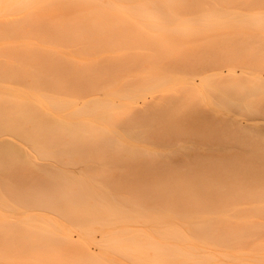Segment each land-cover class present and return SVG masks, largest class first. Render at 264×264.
Masks as SVG:
<instances>
[{"label":"bare ground","instance_id":"6f19581e","mask_svg":"<svg viewBox=\"0 0 264 264\" xmlns=\"http://www.w3.org/2000/svg\"><path fill=\"white\" fill-rule=\"evenodd\" d=\"M258 1L259 0H256L257 3H258ZM28 2H31V0H0V44H1L0 45V55H1V57L8 56L7 58H9V59L5 58L6 60H3V61L1 60L2 62H0V93L2 95V96L0 95V136L8 134V135H11L13 137L11 139L0 138V170L2 172H4L3 173L4 175L6 173V175L9 176V179H13L15 181V183H19V184H17V186H19L21 184L23 185V183H25V182H26L25 184H27V182H28V184H30V185L27 184V189H25L26 185L21 186V188L23 190L25 189L24 192L26 190H27V192H29L28 191L29 187L34 188V194H35L34 198H36L38 201L48 200V202L47 201H45V202H47L49 205L50 204L49 200L50 201L51 200L52 201L57 200L56 202L58 203V199H62V198L80 199V198L85 197V198L91 199L90 197L92 195H90L89 193L83 194V192L75 189V185H76L75 183L76 182L83 184L87 188H89L90 185L96 186V184H98V185H106V186L111 187V188H112V186H113V188L118 187L119 188L118 191H120V192H123L124 190L128 191L127 187L130 184L133 185V183L130 182V181L134 182L133 177L136 179V177H135V176H137L136 174H139L138 175L139 178L141 177L142 173H138V170H139V172H143V173L146 172V174L143 175V176H146V177L142 178L143 180H144V178L149 177V180L151 182H153V181L156 182V183H154V184H156V186L153 183H151L152 185H150V186L152 187L154 185V187H152V188L157 187L159 190L158 191L156 189L157 193H156V191L154 192L155 189H153V191H152V189L149 188L150 186L148 184H150V182H147L148 179L145 180V182H147V184L144 181H142L144 183L143 185H145V187L149 186L148 187L149 189L147 188V191L149 192L151 190L149 193L152 195V199L154 198V200H155V202H157V204L158 203L162 204V206H161V208H163L162 212L165 215H168V217L162 215L165 218L167 217L166 224L170 225V223H172V221L173 222L176 221V219L174 220L173 219L174 217H172V216H171L172 217V220H171V217H169V215H175V217L177 216V217H183V218L186 216V220H184V221H187V219H190V216H192V215L197 217L198 214L200 215L199 218H201V215H205V216H208L207 218H211L212 221H214L216 219L215 223L214 222L212 223V222L206 220L210 223L205 224L204 227H202L200 225V229H198L197 226H196L197 229H193L194 226L196 225L193 223H192V225H194V226L191 228H190V225L187 226V224H185V223H184L185 224L184 227L181 226L183 228H185V226L187 228L189 227L190 231L195 230V232L197 234H194L195 233L194 231H193L194 232L193 233V232H190L189 229L185 228L191 234L193 233L194 235H196L195 238L196 237H198L200 239L206 238V239H209L212 243H215L216 245L218 242L222 241L221 238H222V235L224 236V234H226V236L228 235L227 238H229V235H233V236L238 237L241 235H247V234L250 235V233H258V232L264 231V208H262L261 200H260V189H261V184H262V179H263V174H264V173H262L264 170L261 169V168H264L263 167L264 166V151H262V150H264V148L262 149V147H264V146L261 145L262 143L260 141L258 142L257 140L255 141V139H254L255 136L253 137V135H251V134H250V136L247 134L246 135L243 134V131L242 130H241L242 132L240 131L241 125L239 126L240 128H237L238 124L236 125V128L239 130H236V131H239V133L237 132L236 134H234L233 131H230L233 133V135L231 137H230V134L228 136V134H227L228 132H226V134L224 135L225 131H221V130L222 129L225 130L228 125L226 127L224 125L221 126L220 127L221 130H220L219 126H218L220 122L218 123V125L214 124V126L216 128L218 126V129L223 133L222 134L223 136L220 134V137H218L215 134L217 137L216 136L208 137L209 135H212L214 133L216 128L213 126L212 123H210L211 120H210V122H206V118L208 117V114L206 113L207 114V115L205 114L207 116L206 118L204 116L201 117V118H205V122H206V124H205V122L204 123L202 122L203 123L202 124V127H203L202 132L197 131L198 129H196L197 128L196 126H198V123L196 125L193 121V123L196 125L194 128V129H196V131L193 130L192 131L193 133L192 132L191 133L195 134V135L197 133H198V135L199 134L202 135V137H199L196 135L197 138L194 136L195 139L197 140V142L200 138H202V139H200V141L203 140L204 142H206L205 140L212 138V139L216 140L213 143H212L213 140L210 141L212 144H214V143L215 144H217V143L221 144L222 143L221 145H223V147H225L226 146V145H224L225 142H229V141H232L233 139L235 140L237 138L236 141L233 140L231 143H228V144L229 145L231 144V146L235 145L236 147H239L241 149H244V148L250 149L251 148L252 152L249 153V155L251 154V157H249V155H248V157H245V154H243V151L240 152V150L238 151L237 149H235V152H232V154L229 153L228 157H226L225 155L217 156L219 154V152H217L218 153L217 155L215 153V156H213V155L209 156L208 154H207L208 156H206L205 154H204V156H201L200 152L196 153L197 150L194 152H191V150H190L189 153L186 151L187 154L186 153H185L186 155L183 154L184 155V156L182 155L183 157L179 156L180 153L179 154L176 153L178 155L173 153V155H176L175 158H177V156H179L181 158L180 159L178 158V161H177V159L174 161V162L177 161V164H172L173 160L175 158H173V155L171 156V153L174 151L171 150L172 152L168 153V155H170V158H168V159L166 158L167 156L165 155V153H163L165 156L163 154L159 153L160 155H163L161 158V157L157 156L158 155L157 153L154 154V151L149 146L150 145L151 146H157V145L159 146L160 145V147H161L163 145H166L167 149L169 150V147L172 146V143L174 145V143L176 142V140L174 139V136L177 139V134L179 133V132L177 133L176 130H180V128H177L179 126H177V124H176V122H177L176 120L179 119V118H177L176 111L177 110L179 111L180 108H186V107H184L185 104L182 105L183 107H180L179 109H178L177 105L179 103H183V102L185 103L186 102L183 100H182L183 102L180 101V99L182 97H183L182 99L187 98V101H191L190 99L188 100V97L189 98L192 97V96H189L190 92L187 91L189 93H186V95H188V96L185 97L182 94L184 91L182 92L180 90V92H179V93H181L180 99L177 96V94L175 95L173 92V93H170L169 95H164V96H167L165 98L162 95V97L164 99L161 97V95L160 96L154 95L150 99V101L148 99V101H145L143 103H140V104L136 103V99L139 97L141 98V96L145 93L146 90L155 91V90H159V89H168L169 88L168 86L164 85L165 81L162 82V81H160V79L156 80V79L150 78L151 75L148 76L149 77L148 78L147 72L149 70H155L158 68L160 69L164 65H167L168 67L170 65L174 70H177L175 68H178L177 67L178 64H179V67L181 69H183L185 65L188 67V64H189L188 62H186L184 60H187V61L189 59L195 60L194 59L195 54L193 55V53H196V55L200 54L201 56L204 54L205 55L208 54V55H206V57H204L205 58L204 60H206L205 62H202V61L200 62L201 63L200 64L201 65L200 70H199V68H200L199 64L196 63L197 60L191 61V63L195 62L196 65L194 63L193 64L190 63L191 65L189 64L190 67H188V70H190L192 65H194L192 67V71H193V68L195 69V66H197L196 67L197 70L195 71V73L197 72V74L199 76H202L201 75V74H203L202 72H206L207 69L209 72H211V70L212 71L214 70L215 72H213V74H211V76L219 75L218 78L215 80L212 78V80H214V82H213L214 84H216V83L219 84L218 81H220V83H221L223 80L227 79L226 77L229 78L232 76V79H234L235 78L234 76L236 75L234 67H236L238 62H240L239 60H242V59H240V58H242L240 56L242 54L237 55L238 57L239 56L240 57H239V59L237 58L238 62H235L237 59H236V56H235L236 54L234 51H233L234 53L232 54L231 53L232 51L230 52V50H229V54L231 53L230 57L227 58L228 54H226V58L224 55L223 56L224 59L222 60L221 59L222 55L220 56V54L221 53L223 54L222 49L224 47L221 49V51L218 50V49H220L219 47H218V49L213 50L215 48V46L217 48L218 43H219V45L224 44V43L226 44V42L229 43L230 40L233 38H230V37H229V39L217 38L216 39L217 41H215L216 43H214V41L212 42V43L216 44L214 46V48H211V46H213V44H211V45L208 44L210 46H207L206 42H205L206 46L203 48H202V46L199 47V46L195 45L194 44L195 38H194V40L192 39V36L194 37V35H196L194 33L195 32L194 29H192L193 27L191 25L189 26L187 24L181 25L182 23L179 24V23H177L178 21H176V19H178V18L179 19L184 18V15L186 13L184 15L182 13H180V12L184 11V8H185V11L188 10L187 11L188 13H190L189 9L191 8V7L185 6L184 4L182 5L180 3V0H83V2H90V3H94V4L123 3V4H133V5H157V6L156 7H136V8H131V9H127V10L119 9V8H109V7H93V8H79V9L51 7V8H48V9H46L40 13H35V14L32 13L31 10H29V9H21V8L14 6L17 4L28 3ZM48 2L53 4V5H59V4L72 2V0H48ZM243 4H245V3H243ZM186 7H187V9H186ZM162 8H164V9L166 8L168 11L170 10V12H171L170 13L171 14V16H170L171 17V23H169L168 20L166 22V17L169 19V15L166 16L164 19H162L163 16H162V18L159 19L160 16L158 17V16H156V14L152 13V10L154 11L155 9L158 10V9H162ZM220 8L223 9L224 6H223V8L222 7H220ZM228 8L233 9L234 7H228ZM164 9H162V10H164ZM181 9H183V10H181ZM192 9H193V11H199V10H197V8L196 9L192 8ZM217 9L218 8H214L215 11ZM221 9H219V10H221ZM234 9H237V7ZM238 9L240 10V7ZM77 10H80L81 15L78 13L79 11H77ZM156 10H155V12H156ZM177 10H180V11L178 12ZM200 10L202 12V9H200ZM209 10L211 11V9H209ZM241 10H244V9L242 8ZM75 11L77 12V14L74 13ZM203 11H205V9ZM224 11H225V8H224ZM84 12H86V14H84ZM136 12L141 13V14L138 15ZM188 13H187V15H188ZM212 13H213V10H212ZM181 15L183 17H181ZM144 18H149V20H152V22L146 23L144 21L148 20V19L144 20ZM239 21L242 22L241 20H239ZM172 22H174V23H172ZM254 24L256 25V23H254ZM254 24H251V25H254ZM209 25H210V23H209ZM212 25H210V26H212ZM225 25H227V24H225ZM228 25H230V24L228 23ZM260 25H262V24H260ZM263 25H264V23H263ZM214 26H217V25L215 24ZM220 26H219V28H220ZM243 26L246 27V25H243ZM249 27H251V26H249ZM183 28L191 29L192 31H187V34H186V31ZM228 29H230V28L227 26V30ZM180 30H184L185 32L180 31ZM202 30L203 29H200L201 33L203 32L202 34H204V31H202ZM215 30H217V29H215ZM261 31H263V30H261ZM197 32L199 33V31H197ZM224 33H225V30H224ZM234 34H235V32H234ZM180 35L182 37H183V35H186L188 37L190 36V40L192 41L191 44H188L189 47L185 46L186 47L185 49L187 51L189 50L187 53H186L185 49H183L184 47L179 46L180 48L182 47L181 49H178L179 47L173 48V46H176V44L174 45L175 42L166 41V40H168V38H170L169 40H172L171 38H173V37H177L176 39H178L179 37H181ZM205 35H206V33H205ZM207 35H206V37H207ZM212 35H214V33ZM235 35H234V37H235ZM214 37H216V36H214ZM260 37H261V35H260ZM173 39H175V38H173ZM196 39H198V38H196ZM211 39H213V38H211ZM167 42L169 43V46H168ZM196 42L197 41H195V43ZM207 42H208V40H207ZM15 43H16V45H15ZM170 43H172V44L170 45ZM184 45H185V43H184ZM203 46H204V44H203ZM226 46H230V45L227 44ZM210 48H211V51L209 50ZM227 48L229 49V47H227ZM139 49H141V50H139ZM236 49H238V48H236ZM179 51L181 52V54L183 51V54L181 55V57H180V55L178 56V54H180ZM189 52H192V54L190 53V56L193 55L192 56L193 58L192 57L188 58L189 56H186V54L188 55ZM160 56L163 58V60ZM207 56L210 60L207 58ZM233 56H235V57L233 58ZM176 57H180L182 60L180 58H177V60H176ZM196 58H198V57H196ZM251 58H252V56H251ZM18 59H19V61H18ZM227 59H229V60H227ZM230 59H231V61H230ZM232 59H234V60H232ZM159 60H162V61H159ZM260 60H262L261 62L264 61L263 59H260ZM164 61H166V62L164 63ZM181 61H182V64H181ZM207 61H211V64H214V65H211L210 62H207ZM213 61H215V62H213ZM224 61H226V66L228 65L227 63H229L228 66L230 67V68H228L227 74H225V75H223L222 71H220V69L225 66ZM227 61H229V62H227ZM176 62L178 63L177 66H176ZM217 62H219V63H217ZM161 63L163 64V66L161 65ZM186 63H188V64H186ZM203 63H205L206 66ZM232 63L235 66H233ZM242 63H245V62H242ZM240 64L241 63H239L238 65H240ZM247 64H249V63H247ZM263 65H261V66H263ZM167 66H164V67H167ZM257 66H259V65H257ZM180 68H178V69H180ZM203 68L206 71L203 70ZM209 68H210V70H209ZM252 68H254V67H252ZM168 69H170V67ZM263 69H264V67H263ZM184 70L188 71L185 68H184ZM184 70H183V72H185ZM201 70H202V72H201ZM192 71L190 70V72L189 71L188 72L193 75L194 71L193 72ZM188 72H185V74H187ZM237 74H240V73H237ZM132 76L140 77L141 79L144 78L143 81L144 80L145 81L144 82L140 81V82H142L140 85L139 84L135 85L134 82L131 81ZM208 76H210V73ZM208 76H205V77H208ZM242 76H244V75H242ZM152 77H155V76H153V74H152ZM236 78H237V76H236ZM261 78L262 77L260 75L257 76L258 80H260ZM218 79H220V80H218ZM261 80H263V78ZM215 81H217V82H215ZM213 83H211V84H213ZM239 83H236V84H239ZM244 84H246V83H244ZM219 86L222 87V85H219ZM226 86H224V87L226 88ZM231 86H233V85H231ZM190 87H188V89ZM240 87H239V89H240ZM243 87H245V86H243ZM253 87L251 86V88H250V86H249L250 89H252ZM258 87H261V86L259 85ZM179 88L185 89L182 86ZM227 88H231V87L227 86ZM235 88L239 91V89L237 87H234V89ZM246 88L248 89L247 86L245 87V89ZM255 88H257V87H255ZM261 88H263V87H261ZM193 89H195V88H193ZM219 89H220V87H219ZM222 89H223V87H222ZM231 90L233 91L232 88L230 89V91ZM255 90L257 91V89H255ZM261 90H263V89H261ZM171 91H173V90H171ZM240 91L244 92V95L242 93L238 92L239 94L243 95L242 96L243 99L248 98L251 95V94L249 95L247 93L248 97H246L245 91L243 89H240ZM192 92L193 91H191V93ZM197 92H199V91H197ZM259 92H261V91H259ZM234 93H235V91H234ZM194 94H195V92H194ZM232 94H233V92H232ZM214 95L216 96V94H214ZM256 95H258V94H256ZM193 97H194V95H193ZM193 97L191 98L192 101H196V100H194L196 96L194 97V99H193ZM196 99H197V97H196ZM227 99L228 98H226V99L224 98V100H227ZM235 99H236V97H235ZM224 100L222 99L221 101H224ZM192 101H191L190 105L192 104ZM199 102L201 104L200 100H199ZM226 103H228V102H226ZM228 104H230V103H228ZM186 105H187V103H186ZM197 105H199V104L197 103ZM217 106H218V104H217ZM262 106L264 107V105H262ZM190 109L193 110V107L190 106ZM186 110L189 111V109H186ZM180 111L182 112L181 109H180ZM207 111H208V109H207ZM193 112H195V111H193ZM196 112H197V110H196ZM188 113H187V115L185 114V117L188 116ZM180 114L184 115V113H179V115ZM189 114H192V113H189ZM181 117H183V116H181ZM196 117H198V116H196ZM209 117H210V115H209ZM211 118H213V116H211L210 119ZM207 119H209V118H207ZM178 121H181V120H178ZM188 121H189V119H188ZM234 124H236V123H234ZM199 126H200V124H199ZM202 127H201V129H202ZM175 128H177V129L175 130ZM254 130H256V129H254ZM180 131H183L182 128ZM260 131H262V130L260 129ZM218 132H216V133L218 134ZM240 134L243 135L244 137L241 136ZM226 135H227V137H226ZM234 135L236 138L234 137ZM167 137H169V138H167ZM188 137H187V139H188ZM206 137H208V138H206ZM238 137L241 139H239ZM250 137H253L251 139H254V140H250ZM228 138H229V141L226 140ZM230 138H231V140H230ZM170 139H174L175 142L172 141V143L170 144V142H171ZM184 139H185V137H184ZM184 139H182V140L184 141ZM187 139H185V140H187ZM177 140H179V139H177ZM245 140H249V141L245 142ZM243 141L245 142V144ZM251 141L254 142V144ZM184 142H186V141H184ZM190 142H191V140H190ZM204 142H201V143L199 142V143L203 144ZM208 142H209V140H208ZM208 142H206L204 144V146L208 145L207 144ZM210 142H209V144H210ZM233 142H235V144H232ZM246 143L247 144L250 143L252 146L250 144L247 145ZM259 143H261V144H259ZM214 145H213V147H214ZM244 145H247V146L245 147ZM253 145H255L256 147H260L262 149L261 150L262 152L260 151V149L257 150L258 148H256V150L252 149L253 147H255ZM209 146L212 147L211 145H209ZM243 146H244V148H243ZM249 146H251V147H249ZM216 147H218V146H216ZM226 147H228V146H226ZM155 149L157 150V148H155ZM233 150L234 149H231L228 151V149H227L228 152L233 151ZM176 151L180 152L179 150H176ZM192 151H193V149H192ZM227 153H226V155H228ZM22 154H25L26 156H28L32 161H34V159L37 158V159H40L41 162H35L34 163L31 160L23 157ZM209 154H211V153H209ZM154 155H156L157 157ZM171 158H173L172 161H170ZM258 164H263L262 167L260 168L261 171H259V173L262 174V177H260V175L259 176L257 175L261 179L254 175L255 174L254 172L259 170L258 168L260 165L258 166ZM37 166H42L44 168L46 167L47 170L51 169V171L49 170V173L46 172V174L44 171L43 174H45V175H40L41 170L38 171L40 173L39 174L38 172H36L37 170L35 171L36 168L34 169V167H37ZM111 168L115 169V174H113L114 171ZM53 169L57 170V172H55ZM58 169H60L62 171L64 170L63 172L67 171V174L63 173V172L60 173L61 171H59ZM67 169H69L70 171L72 170V173L70 172V174H69ZM110 169L112 170V172L110 171ZM34 171H35V173H34ZM42 171H43V169H42ZM116 171H118V172H116ZM135 171H136V174L134 175L133 172H135ZM248 172H250L252 174H250ZM130 173H132V174H130ZM242 173H243V178L248 177L247 178L248 181H247V179L243 180ZM245 173H246V176H245ZM249 176L253 177V178H250ZM139 178H137V180H135V182H139ZM230 178H232V179H230ZM249 178H250V180H249ZM256 178H258V179H256ZM127 180L129 181V183H127ZM169 181H171V183ZM263 181H264V179H263ZM142 182H139L140 184H138V183L135 184V185H137V184L140 185V186L137 185L139 187V189L135 185L134 186L131 185V187H134L133 190L137 189L138 191L139 190L141 191L142 189H144ZM162 182H164V183L167 182V184L166 183L164 184ZM1 183H3V182L0 180V184ZM6 183L10 187L13 185H16V184L12 185L11 183L9 184L8 181L5 182L4 184L6 185ZM78 183H77L78 186L76 185L77 187L80 186ZM124 183H126V185ZM169 183L171 184V186H169L167 188L166 186H168ZM173 183L175 184V186H174L175 188L172 185ZM194 183H195V186L193 185ZM119 184L123 185L124 188H125V186H127V187L123 191H121L120 187L118 186ZM162 184H163V186H162ZM191 184L195 188H192ZM45 185H46V187H45ZM141 185L143 187L142 189H140ZM180 185H182L181 189H180ZM189 185H190V188H188ZM202 185H203V187H202ZM17 186H13L14 190H15V187H17ZM177 186H178V188H177ZM198 186H199V188H198ZM13 187H11V189H13ZM100 187L101 186H99V188ZM164 187L166 188V190H168V192L170 191V193H173L172 197L175 198L174 200L169 193L167 196L166 191H164L165 189L163 190ZM200 187H202L204 189L202 190V188H200ZM113 188L111 190L117 191V189H113ZM128 188H130V186ZM160 188L163 192L160 190ZM176 188H177V190H175ZM18 189L20 190V193H21L22 189H20V186L18 187ZM103 189H105V188H103ZM122 189H123V187H122ZM171 189H172V192H171ZM173 189L175 192L173 191ZM183 189H184V192H183ZM199 189H200V191H202V192H200L201 194L198 193ZM3 190H5V187H3ZM7 190H9V188ZM19 190H17V188H16V190L14 192L16 194H18L17 192H19ZM133 190L131 188V190H130V193L132 192L131 195L133 194ZM145 190H146V188H145ZM180 190H182V192ZM205 190L207 191V193ZM30 191H33V189H31ZM97 191H99V190H97ZM147 191H145V193L140 192V194H141V195L139 194L140 196H135V195H138V192H137V194L134 195L135 197H138L137 198L138 202H136V203H134L135 201L133 200V199H135L134 196H133L134 198L133 199L131 198V201H130V199L128 200L127 197H124L121 194V196H123L122 197L123 199L120 198L123 201L122 204L124 205V201H126V200H128L129 203L132 202L134 204H138L140 201L141 203H144L143 205L140 203L141 207L144 205H147V203H149L150 200H151V204H152V202H154V200L152 201V199L150 197L151 195L149 193L146 194ZM160 191L162 193H164V192L165 193L162 195ZM5 192H7V191L5 190ZM125 192L126 191H124V193ZM134 192H136V190ZM153 192L156 194H153ZM176 192L178 195L176 194ZM7 193H9V192H7ZM11 193H13L12 190L10 191L9 194L11 195ZM101 193H100V198L102 197ZM158 193H159V195H157ZM174 193L177 197L174 195ZM194 193H196V198L201 195L200 198L198 197L196 199L195 195H193ZM106 194H107V192H106ZM127 194H129V193H127ZM179 194H183L185 196H186V194H188V195L185 197L182 195L180 196ZM190 194H192V195H190ZM197 194H199V195L197 196ZM6 195L9 197L8 194H6ZM26 195H27V193H26ZM29 195L30 194L28 193V196ZM145 195L146 196L148 195V196L146 197ZM153 195L158 197L157 199L162 200V203L159 200L156 201V198ZM20 196H21V194H20ZM32 196H33V194H32ZM98 196L99 195H97L95 197H98ZM105 196L106 195H103V197H105ZM117 196H119V195H117ZM142 196L143 197L145 196V198L147 200L142 198L141 199L142 201H141L139 198ZM160 196L161 197L164 196V198L166 197L164 199V201H167L166 199H168V201L165 203L163 201V199H161ZM169 196H170L171 200L169 199ZM189 196H190V198H187ZM191 196L192 197L194 196L193 197L194 199ZM204 196H206L207 199L202 200L203 198H206ZM23 197L27 198L25 195H23ZM183 197L187 198V199L181 201L183 199ZM180 198H182V199H180ZM13 199H15V198H13ZM13 199H11V200L15 201ZM16 199H17V197H16ZM116 199H117V197H116ZM176 199H178V200H176ZM52 201H51V203H53ZM118 201H119V199H118ZM145 201H146V203H145ZM169 201L170 202L175 201V203L172 202L170 204ZM17 202L18 201H16V204H17ZM20 202H21V199H20ZM60 203H62V202H60ZM167 203H169L168 205L171 208L168 209L169 206H166ZM20 204H22V202ZM86 204H89V203H86ZM119 204H120V202H119ZM26 205L27 204H25L23 206H26ZM128 205L126 204V206H128ZM163 205L167 208H164ZM171 205L175 209H172L173 207ZM149 206L150 205H148V207ZM152 206L154 207V205H151V207ZM32 207L36 208L35 205ZM32 207L30 206L28 208H32ZM148 207H144V208H148ZM38 208H40V207L38 206ZM97 208H98V206H97ZM127 208H129V207H127ZM156 208H153V209H156ZM159 211H161V210H159ZM36 212H38V211H36ZM228 213L233 214L232 218L228 217V216H231V215H228ZM95 214H96V212H95ZM131 214H133V212ZM187 216H188V218H187ZM153 217H154V215H153ZM159 217H161V215ZM159 217H157L158 220H159ZM202 218H203V216H202ZM161 219L162 218H160V220ZM193 219H195V218H193ZM211 219H209V220H211ZM169 220L171 222H168ZM163 221H160L159 222L160 224L157 221V224L160 226L166 225ZM206 221H202V222L204 223ZM138 222H140V220ZM141 222H140V225H141ZM155 222L156 221L152 222L153 225L155 224ZM193 222H195V221H193ZM197 222H199V221H197ZM177 223L178 222L176 221L175 224H177ZM120 224H122V223H120ZM124 224L125 223L123 222V225ZM179 224H182V223L179 222ZM114 225H116V224H114ZM114 225H112V226H114ZM126 225H128V227H129V224H126ZM132 225H135V224H132ZM158 225L157 226L155 225V226L158 228V227H160ZM197 225H199V224L197 223ZM112 226H110V227H112ZM178 226H180V225H178ZM101 227H103V226H101ZM101 227H100V229H101ZM117 228H119V227H117ZM122 228H123V226H122ZM183 228H181V229H183ZM201 228H203V229H201ZM103 229H105V227ZM131 229H132V227H131ZM131 229H129V231ZM142 229H143V227H142ZM108 230H110V229L108 228L107 231ZM113 230H114V228H113ZM116 230L117 229H115V231ZM84 231H86V230H84ZM157 231H158V229L156 230V232ZM164 231H166V230H164ZM171 231H176V230L172 229ZM169 232L167 231L166 233L168 234ZM48 233H50V232H48ZM103 233H104V231H103ZM103 233H101V234L98 233V234H100V237H101V235ZM112 233H113V231H112ZM67 234H68V232H67ZM105 234H106V232H105ZM105 234H104V236H105ZM107 234H108V236L111 235L109 233H107ZM116 234L114 233L115 236H116ZM120 234L121 233H119V235ZM127 234L128 235L131 234V236H132L133 233L131 232V233H127ZM128 235L125 234V237L127 236V238H128ZM249 235H247V236H249ZM256 235H258V234H256ZM156 236H159V235H156ZM173 236H174V234H173ZM109 237H111V236H109ZM117 237L119 239V236H117ZM169 237H170V235H169ZM178 237H181V236H178ZM120 238H123V237H120ZM154 238H155V236H154ZM154 238H152V240L156 241L157 239H154ZM161 238H164V237H161ZM166 238H164V239H166ZM232 238H234V237H232ZM239 238H238V240H239ZM241 238H242V236H241ZM67 239H68V237L66 238V240ZM69 239H70L69 241H71V238H69ZM113 239H111V240H113ZM169 239H171V238H169ZM129 240H131V238ZM145 240H146V237H145ZM148 240L151 241V239H148ZM173 240L175 241V239H173ZM181 240H183V239L180 238V240L178 242L179 243L183 242ZM104 241L105 240H103V243H101V244H104ZM125 241H126V239H124V243H123V240H122V242H121V243H123L122 245L125 244V247L126 246H131V247L124 248V251H128L133 246H134L133 248H135V246L138 247L140 245V243H139V245L136 244V245L132 246L133 243L129 244L128 241L126 243H125ZM136 241L140 242L137 239H136ZM136 241L133 240V242H136ZM149 241H146V246H147ZM155 241L154 242L151 241V242L155 243ZM68 242H67V244H68ZM71 242H70L71 244L69 243L70 247L72 248L74 246V248H75V244L78 242V240H77V242H75V244H74L73 240ZM93 242H94V240H93ZM113 242L114 241H112V243ZM162 242H160V243H162ZM178 242L176 240V245L174 247L175 248L174 250H176V248H177L180 251L179 253H181L183 250L181 251V246ZM107 243H108V241H107ZM114 243H116V242H114ZM114 243L112 245H114ZM121 243L118 240V245L116 244L118 246V248L124 247V246H121ZM190 243L191 242H189L187 244V248L189 247L190 250H193L195 248V246H193L192 243L191 244ZM257 243H259L261 246H264V241H258ZM72 244H74V245L72 246ZM79 244H76V246ZM119 244H120V246H119ZM215 244H213V245H215ZM81 245H83V244H81ZM98 245L101 247L102 246L106 247V245H100V244H98ZM107 245H109V248L112 246V245L110 246V244H107ZM156 245H158L160 247L159 242L156 243ZM156 245H155V247H156ZM164 245H165V247L166 246L169 247V245H166L165 243H164ZM149 246H147V247H149ZM84 247H83V250L81 249L82 247L81 248L78 247L81 250V251L79 250V253L80 252L82 253L85 251L88 252L87 251L88 249L87 250L85 249V251H84ZM139 247H142V252H141V250H140V252L137 251L140 249ZM139 247L137 250H136V248L134 250L132 248V252H134L136 250L138 253L143 254V252L145 251L146 248L143 250L144 246H139ZM159 247H157V249ZM168 247H167L166 251L167 250L170 251L171 247L169 249H168ZM78 248H75L74 252H77L76 249H78ZM111 248H110V250H111ZM127 248H129V249H127ZM152 248H154V246ZM161 248L164 249L163 245L161 246ZM66 249L69 250L70 248L67 247ZM125 249H127V250H125ZM184 249L186 250V248H184ZM210 249L211 248H209V251H210ZM72 250H74V249L72 248ZM116 250L118 251V249H115L114 251L116 252ZM147 250H148V248H147ZM147 250L145 252L149 254V252ZM65 251L67 252V250L64 249L63 254L66 253ZM136 251H135V253H137ZM149 251H152V250H149ZM153 251H155L157 253L156 250H153ZM172 251H173V249L171 250V252ZM209 251L206 250V252H204V253H207ZM218 251H220V252H218ZM218 251L216 254H218V256L223 254V256L228 259V262H232L233 259L236 258L234 255H228L225 252L221 251L220 249ZM74 252L72 253V251H71V254L73 255ZM89 252L86 253V255L89 254ZM120 252H121V250H120ZM130 252L131 251H129V254H130ZM145 252H144V254H145ZM159 252H160L159 254L158 253L156 254L157 257L159 255H161L162 250L160 249ZM175 252H174V254H175ZM183 252H185V251H183ZM79 253H78V255L80 256L81 253L80 254ZM90 253H92V252H90ZM116 253H119V251ZM121 253H123V252H121ZM68 254H70V251ZM82 254H83V256L85 255V253H82ZM124 254L125 253H123V254L119 253V255H121V257H123L122 255H124ZM129 254H128V256L124 255L125 257L123 259L127 260L126 258L129 257L128 260H131L132 258L130 257L131 255L129 256ZM166 254H168V253L167 252L164 253L163 256H166V258H167ZM172 254H173V252H172ZM190 254L192 255V253H190ZM59 255H60V253H59ZM78 255L76 257H78ZM132 255H135V254H132ZM180 255H181V257H183L182 254H179L178 256H180ZM187 255H189V254L187 253ZM191 255H190V257H193ZM197 255L195 254L194 256H197ZM97 256H100V255H97ZM116 256H117V254H116ZM138 256H139V258H141L143 255L141 257H140V255H138ZM146 256H147V254L144 255L143 258L146 259L145 258ZM151 256H152V253H151ZM168 256H170V255H168ZM172 256L175 257L177 255H175V256L172 255ZM172 256H171V258H172ZM178 256H177V259H178ZM74 257H75V255H74ZM74 257H72V258H74ZM157 257L155 260H157V262H159ZM185 257H187V256H185ZM211 257L215 258L213 255ZM86 258L88 259V257H86ZM90 258H92V257H90ZM149 258H153V257L149 256ZM49 259H51V258H49ZM56 259L57 258H55L54 263H55V261H57ZM58 259H60V258H58ZM65 259L67 261L69 259L71 261L70 263L73 264L72 260L70 259V256L68 259H67V257ZM75 259H77V258H74V260ZM84 259H81V264H82V260H84ZM167 259H169V258H167ZM244 259H247V258H244ZM44 260H45V258L43 259V261L40 260L39 262L42 261L43 262L42 264L47 263L46 260L45 261ZM60 260L64 261V259H60ZM66 260H65V262H67ZM151 260L154 261L153 259H151ZM162 260L164 261L165 259L163 258ZM170 260H173V259H170ZM135 261L138 262V264H142V262L137 261V259ZM135 261H133V259H132L131 264H132V262L134 264ZM199 261L196 263H199ZM182 262H184V261H182ZM248 262L250 264L255 263V261H252V260H250ZM61 263L63 264L64 262H61ZM176 263H174V264H176ZM185 263H186V261H185ZM185 263H182V264H185ZM0 264H1V262H0ZM49 264H53V263H49ZM57 264H59L58 261H57ZM162 264H163V262H162ZM179 264H181V262ZM203 264H205V263L203 262ZM213 264H219V263L214 262ZM228 264H231V263H228Z\"/></svg>","mask_w":264,"mask_h":264},{"label":"rangeland","instance_id":"374dc122","mask_svg":"<svg viewBox=\"0 0 264 264\" xmlns=\"http://www.w3.org/2000/svg\"><path fill=\"white\" fill-rule=\"evenodd\" d=\"M246 1V2H245ZM248 2V0H180V3L183 5H185V6H188V7H191L190 9H189V12L190 13H188L187 11H185V8H184V11L183 12H180V13H182L183 15H184V18H178V19H176V21H178L177 23H182L181 25H191L193 28L192 29H194V33L196 34V35H194V37L192 36V39L194 40V38H195V40H194V44L195 45H197V46H202V48L203 47H205L206 45L207 46H210L211 44H213V46H211V48H214V46L216 45V44H214V43H216L215 41H217L216 39L217 38H221V39H229V37L230 38H233V39H231L230 40V42L229 43H227L226 42V44L224 43V44H221V45H219V43H218V45H217V48H216V46H215V48L213 49V50H216V49H218V47L220 48V49H218L219 51H221V49H222V52H223V54L221 53H219L220 54V56L222 55V60L224 59V55H225V58H226V54H228V56H227V58H229L230 57V54L232 53H234L235 52V56H236V59L238 58L239 59V57L241 56L242 58H240V59H242V60H239L240 62H238V59L235 61V62H238L237 63V65H236V67H234V70H235V72H236V75L233 77L234 79H232V76L231 77H226L227 79H225V80H223L221 83H220V81H218L219 82V84L218 83H216V84H214L213 82H214V80L215 79H217L218 78V76L219 75H213V76H211V74H213V72H215L214 70L212 71L211 70V72H209L208 71V69H207V71L203 68V70H205L206 72H202V70H201V72L203 73V74H201L202 76H199L198 74H197V72L195 73V71L197 70L196 69V67L197 66H195V69L193 68V71H194V74L192 75L191 73H189L190 72V70L192 71V67L194 66V65H192V67L190 68V70H188V67H190L189 66V64L191 63V61L193 60V59H189L188 61L187 60H184V61H186V62H188V63H186V64H188V67L185 65H183L184 66V68L185 69H187L188 71H185L184 70V68L183 69H181L180 67H179V64L176 62V66H177V64H178V68H180V69H178V68H175V69H177V70H174L170 65H169V67H170V69H168L169 67L167 66V65H164V66H167V67H164L163 66V64L166 62V61H164V63L162 64L161 63V65L164 67H162V68H158V69H155V70H149L148 72H147V77L148 76H150V78H153V79H160V81H162V82H164L165 84V86H168L169 88L168 89H159V90H155V91H152V90H146L145 91V93L141 96V98L139 97V98H137L136 99V103H138V104H140V103H143V102H145V101H148V99H149V101H150V99L154 96V95H161V97H162V95L164 96V95H169L170 93H173L174 92V94L176 95L177 94V96L179 97V99L181 98L180 96H181V93H179L180 92V90L183 92L182 94H183V96H185V97H187L188 95H186V93H189V96H192L193 97V95H194V97L196 96L197 97V99H196V97H195V99H194V97H193V99L194 100H196V101H192V97H188V100L190 99L191 101H192V104L190 105V103H191V101H187V98L184 100V99H180V101L181 102H183V101H186L185 103L183 102V103H179L177 106H178V109L180 108V107H183L182 105H184L185 104V106L184 107H186V108H180L181 110H182V112L180 111V109H179V111L177 110L176 111V113H177V118H179L178 120H181V121H178V120H176L177 122H176V124H177V126H179V127H177V128H180V130H181V128H182V130L183 131H180V130H176L177 128H175V130L177 131V139H179V140H177L176 138H175V136H174V139L176 140V142H175V140L174 139H170L171 140V142H170V144L172 143V141H174L175 143H174V145H173V143H172V146L171 147H169V150L167 149V146L166 145H163V146H161L160 147V145L158 146H149L150 148H152V150L154 151V154L155 153H157L158 155L157 156H159V157H161L162 158V156L164 155L163 153H165V155L167 156L166 158L168 159V158H170V155H168V153H171L172 151H174V152H172L171 153V156L173 155V153H180V155L179 156H181V157H183L184 155H186L187 154V152L189 153V151L191 150V152H194V151H196L197 150V152L196 153H198V152H200L201 153V156H204V154L206 155V156H211V155H213V156H215V153H216V155L218 154L217 152H219V154L217 155V156H219V155H225L226 157H228L229 156V153H231L232 154V152H235V149H237L238 151L240 150V152L241 151H243V154H245V157H248V155H249V153H251L252 152V150H251V148L250 149H245L244 148V146L246 147L247 145H249V144H247V145H244L243 146V148L244 149H241V148H239V147H236L235 145H232L231 146V144L229 145L228 143H231L232 141H229V138L228 139H226V140H228L229 142H225L224 143V145H226V146H228V147H223V145H221V144H212L213 142H215L216 140L215 139H208L209 140V142L210 141H212V143L210 142V144H209V142H208V140H205L206 142H208L207 144L208 145H205L204 146V144L206 143V142H204L203 140L202 141H200V139H202V138H200L199 140H198V142H197V140L195 139V137H196V135L197 136H199V137H202V135H198V133L195 135V134H192L193 132V130H195L196 131V129H198L197 131L199 132H202V130H203V127H202V124L205 122V118L207 117L206 115L208 114V117L207 118H209V119H207L206 118V122H210V120H211V122L210 123H212L213 124V126H214V124H217L218 125V123H219V129H220V127L221 126H227V128L225 129V130H221V131H225V133H224V135L226 134V132H228L227 134H228V136H229V134H230V137L233 135V133L232 132H230V131H233L234 132V134H236L237 132L239 133V131H236V130H239V129H237V128H240L239 126L241 125V128H240V131L242 130L243 131V134H247V135H249L250 136V134L251 135H253V137H254V139H255V141L257 140L258 142L260 141L261 143H259V144H261V145H263L264 146V107L262 106V105H264L263 103H264V69H263V67H264V61L263 62H261L262 60H260V59H263L264 60V25H263V23H264V19L262 20V18L260 17V15H259V11L257 10L255 13H250V12H246L245 10H241L242 8H241V6L243 5V3H247ZM259 2V1H258ZM223 6H224V8H225V11H224V8H223ZM240 7V10L238 9L239 7ZM220 7H222L223 9H221ZM227 7V8H226ZM228 7H234V8H236L237 7V9H230V8H228ZM192 8H194V9H196L197 8V10H199V11H193V9ZM199 8V9H198ZM211 9V11L209 10V9ZM214 8H218L216 11L214 10ZM162 9H164V8H162ZM162 9H158V10H156V12H155V10L153 11L152 10V13L153 14H156V16H160L159 17V19L160 18H162V16H163V18L162 19H164L166 16H168L169 15V19L166 17V22H167V20H168V22L169 23H171V12H170V10L168 11L166 8V10L164 9V10H162ZM186 9H187V7H186ZM200 9H202V12H201V10ZM205 9V11H203ZM219 9H221V10H219ZM227 9V10H226ZM181 10H183V9H181ZM207 10V11H206ZM212 10H213V13H212ZM77 11H79L78 13L81 15V12H80V10H77ZM82 11V10H81ZM178 12L180 11V10H177ZM221 11V12H220ZM223 11V12H222ZM139 12V11H138ZM138 12H136L138 15H140L141 13H138ZM226 12V13H225ZM229 12V13H228ZM231 12V13H230ZM238 12V13H237ZM75 14H77V12L75 11L74 12ZM151 13V12H150ZM187 13H188V15H187ZM194 13V14H193ZM224 13V14H223ZM235 13V14H234ZM84 14H86V12H84ZM83 14V15H84ZM160 14V15H159ZM218 14V15H217ZM226 14V15H225ZM248 14V15H247ZM228 15V16H227ZM219 16V17H218ZM232 16V17H231ZM244 16V17H243ZM181 17H183L182 15H181ZM145 19H148V20H145ZM144 22H146V23H151L152 22V20H149V18H144ZM239 20H241L242 22H240ZM222 21V22H221ZM260 21V22H259ZM213 22V23H212ZM240 22V23H239ZM245 22V23H244ZM251 22V23H250ZM253 22V23H252ZM260 24H262V25H260ZM172 23H174V22H172ZM176 23V22H175ZM209 23H210V25H212V26H210L209 25ZM219 25H218V24ZM227 24V25H225V24ZM228 23L230 24V25H228ZM254 23H256V25L254 24ZM203 24V25H202ZM217 25V26H214V25ZM251 24H254V25H251ZM221 25V26H220ZM243 25H246V27L245 26H243ZM259 25V26H258ZM219 26H220V28H219ZM227 26L230 28V29H228L227 30ZM249 26H251V27H249ZM258 26V27H257ZM214 27V28H213ZM216 27V28H215ZM225 27V28H224ZM232 27V28H231ZM243 27V28H242ZM181 28V27H180ZM256 28V29H255ZM260 28V29H259ZM262 28V29H261ZM185 31H186V34H187V31H192L191 29H186V28H183ZM200 29H203L202 31H204V34H202L201 33V31H200ZM215 29H217V30H215ZM234 29V30H233ZM184 30H180V31H184ZM199 31V33L197 32V31ZM224 30H225V33H224ZM261 30H263V31H261ZM184 31V32H185ZM207 31V32H206ZM231 31V32H230ZM214 33V35H212L213 33ZM234 32H235V34H234ZM205 33H206V35H207V37H206V35H205ZM219 33V34H218ZM228 33V34H227ZM259 33V34H258ZM198 34V35H197ZM222 34V35H221ZM226 36H225V35ZM232 36H231V35ZM241 34V35H240ZM247 34V35H246ZM230 35V36H229ZM234 35H235V37H234ZM250 35V36H249ZM255 35V36H254ZM260 35H261V37H260ZM263 35V36H262ZM181 36V35H180ZM185 36V37H184ZM213 36V37H212ZM214 36H216V37H214ZM218 36V37H217ZM220 36V37H219ZM243 36V37H242ZM245 36V37H244ZM253 36V37H252ZM240 37V38H239ZM173 38H175V39H173ZM173 38H171L172 40H169L170 38H168V40H166V41H168V42H175L174 43V45L176 44V46H173V48L175 47V48H178L179 46H182V47H184L183 49H185L186 47L185 46H188L189 47V45L188 44H191V40H190V36L188 37V36H186V35H183V37L181 36V37H179L178 39H176L177 37H173ZM184 40H183V39ZM187 38V39H186ZM196 38H198V39H196ZM211 38H213V39H211ZM190 41H189V40ZM211 39V40H210ZM207 40H208V42H207ZM238 40V41H237ZM242 40V41H241ZM247 40V41H246ZM259 40V41H258ZM183 41V42H182ZM195 41H197L196 43H195ZM201 41V42H200ZM211 41V42H210ZM214 41V43H212ZM235 41V42H234ZM167 42V44H168V46H169V43ZM189 42V43H188ZM205 42H206V45H205ZM239 42V43H238ZM263 42V43H262ZM184 43H185V45H184ZM201 43V44H200ZM204 44V46H203V44ZM232 43V44H231ZM256 43V44H255ZM172 43H170V45H171ZM183 44V45H182ZM193 44V45H194ZM199 44V45H198ZM208 44H210V45H208ZM230 45V46H226V45ZM238 44V45H237ZM1 45V44H0ZM15 45H16V43H15ZM192 45V46H193ZM236 45V46H235ZM191 46V45H190ZM171 47V46H170ZM181 47V48H182ZM187 47V48H188ZM194 47V46H193ZM227 47H229V49L227 48ZM235 47V48H234ZM180 47L178 48V49H181ZM211 48L209 49L210 51H211ZM231 48V49H230ZM236 48H238V49H236ZM189 49V48H188ZM227 49V50H226ZM256 49V50H255ZM139 50H141V49H139ZM177 50V49H176ZM226 50V51H225ZM229 50H230V54H229ZM258 50V51H257ZM185 51H186V53L189 51H187L186 49H185ZM234 51V52H233ZM238 53H237V52ZM256 52V53H255ZM179 53L180 54H178V56L180 55V57H181V55L183 54V51H182V54H181V52L179 51ZM185 53V54H186ZM190 53L192 54V52H189V54L187 55L186 54V56H189L188 58H190V57H192L194 54H195V56H194V59L195 60H193V61H196V63H198L199 64V66H200V68H199V70L201 69V61L202 62H205L206 60H204L205 58L204 57H206V55H208V54H204V55H200V54H198V55H196V53H193V55L192 56H190ZM250 53V54H249ZM211 54V53H210ZM209 54V55H210ZM240 54H242V55H240ZM257 54V55H256ZM237 55H240L239 57L237 56ZM244 55V56H243ZM218 56V55H217ZM219 56V57H220ZM235 56H233V58L235 57ZM251 56H252V58H251ZM8 56H6V57H1V55H0V62H2L3 60H6V59H9V58H7ZM161 57V56H160ZM180 57H176V60H177V58H180ZM183 57V56H182ZM196 57H198V58H196ZM232 57V56H231ZM6 58V59H5ZM162 58V57H161ZM185 58V57H184ZM187 58V57H186ZM193 58V57H192ZM207 58H208V56H207ZM206 58V59H207ZM256 58V59H255ZM259 58V59H258ZM160 59V58H159ZM181 59V58H180ZM200 61H199V60ZM209 59V58H208ZM207 59V60H208ZM251 59V60H250ZM2 60V61H1ZM162 60H163V58H162ZM162 60H159V61H162ZM167 60V59H166ZM182 60V59H181ZM210 60V59H209ZM212 60V59H211ZM214 60V59H213ZM227 60H229V59H227ZM232 60H234V59H232ZM259 62H258V61ZM18 61H19V59H18ZM199 61V62H198ZM230 61H231V59H230ZM254 61V62H253ZM179 62V61H178ZM207 62H210V64H211V61H207ZM213 62H215V61H213ZM225 62V66H226V61H224ZM227 62H229V61H227ZM234 62V61H233ZM242 62H245V63H242ZM180 63V62H179ZM195 65H196V63L195 62H193ZM193 63H191V64H193ZM217 63H219V62H217ZM221 63V62H220ZM239 63H241L240 65H238ZM247 63H249V64H247ZM258 63V64H257ZM167 64V63H166ZM181 64H182V61H181ZM180 64V65H181ZM190 64V65H191ZM197 64V65H198ZM203 64H205V63H203ZM209 64V63H208ZM216 64V63H215ZM228 65H229V63H227ZM247 64V65H246ZM211 65H214V64H211ZM219 65V64H218ZM217 65V66H218ZM227 65V66H228ZM232 65L233 66H235L233 63H232ZM257 65H259V66H257ZM261 65H263V66H261ZM160 66V65H159ZM182 66V65H181ZM198 66V67H199ZM205 66H206V64H205ZM223 67V68H221L220 69V71H222V73H223V75H225V74H227V71H228V68H230L229 66L227 67ZM232 66V67H233ZM238 66V67H237ZM161 67V66H160ZM203 67V66H202ZM208 67V66H207ZM211 67V66H210ZM214 67V66H213ZM222 67V66H221ZM252 67H254V68H252ZM167 68V69H166ZM218 68V67H217ZM214 69V68H213ZM255 69V70H254ZM259 69V70H258ZM167 70V71H166ZM180 70V71H179ZM183 70L185 71V72H188L187 74H185V72H183ZM209 70H210V68H209ZM159 71V72H158ZM192 71V72H193ZM156 72V73H155ZM169 72V73H168ZM183 72V73H182ZM200 73V72H199ZM209 73H210V76H208L209 75ZM237 73H240V74H237ZM152 74H153V76H155V77H152ZM155 74V75H154ZM160 75V76H159ZM198 75V76H197ZM239 75V76H238ZM242 75H244V76H242ZM246 75V76H245ZM258 75H260L262 78H263V80H258L257 79V76ZM166 76V77H165ZM205 76H208V77H205ZM229 76V75H228ZM236 76H237V78H236ZM158 77V78H157ZM193 77V78H192ZM202 77V78H201ZM247 77V78H246ZM249 77V78H248ZM149 78V77H148ZM164 78V79H163ZM207 78V79H206ZM211 78V79H210ZM212 78L214 79V80H212ZM231 78V79H230ZM241 78V79H240ZM131 81L132 82H134V84L135 85H137V84H141L142 82H144L143 81V79L144 78H140V77H136V76H132L131 77ZM136 79V80H135ZM204 81H203V80ZM229 79V80H228ZM245 79V80H244ZM257 79V80H256ZM218 80H220V79H218ZM253 80V81H252ZM140 81H142V82H140ZM202 81V82H201ZM138 82V83H137ZM208 82V83H207ZM215 82H217V81H215ZM231 84H230V83ZM240 82V83H239ZM249 82V83H248ZM253 82V83H252ZM211 83H213V84H211ZM236 83H239V84H236ZM244 83H246V84H244ZM253 84V85H252ZM206 85V86H205ZM217 85V86H216ZM219 85H222V87H223V89H222V87L221 86H219ZM228 87H231L232 89H233V91L231 90L230 91V89L231 88H227V86ZM231 85H233V86H231ZM255 85V86H254ZM260 85L261 87H263V88H261V87H258V86ZM184 87L185 89H183V88H179V87ZM191 86V87H190ZM194 86V87H193ZM224 86H226V88L224 87ZM241 86V87H240ZM243 86H247L248 87V89L246 88L245 89V87H243ZM249 86H250V88H251V86L253 87L252 89H250L249 88ZM188 87H190L189 89H188ZM208 89H207V88ZM219 87H220V89H219ZM234 87H237L238 89H239V87H240V89H243L244 91H245V96L246 97H248V94L250 95V97H248V98H242V96L244 95V92H242V91H240V89H239V91L235 88L234 89ZM255 87H257V88H255ZM177 88V89H176ZM179 88V89H178ZM193 88H195V89H193ZM263 89V90H261V89ZM175 89V90H174ZM188 89V90H187ZM255 89H257V91L255 90ZM260 89V90H259ZM171 90H173V91H171ZM178 90V91H177ZM187 91H189V92H187ZM191 91H193L192 93H191ZM197 91H199V92H197ZM214 91V92H213ZM234 91H235V93H234ZM259 91H261V92H259ZM194 92H195V94H194ZM231 92V93H230ZM232 92H233V94H232ZM238 92H240V93H242L243 95H241V94H239ZM257 92V93H256ZM248 93V94H247ZM191 94V95H190ZM199 94V95H198ZM214 94H216V96L214 95ZM221 94V95H220ZM225 94V95H224ZM247 94V95H246ZM255 94V95H254ZM256 94H258V95H256ZM0 95H1V93H0ZM219 97H218V96ZM224 97H223V96ZM239 95V96H238ZM241 95V96H240ZM2 96V95H1ZM144 96V97H143ZM244 96V97H245ZM165 97H167V96H164V98ZM223 97V98H222ZM235 97H236V99H235ZM241 97V98H240ZM163 98V97H162ZM163 98V99H164ZM199 98V99H198ZM202 100H201V99ZM215 98V99H214ZM224 98L226 99V98H228L227 100H224ZM238 98V99H237ZM263 98V99H262ZM224 100V101H221V100ZM241 99V100H240ZM183 100V101H182ZM199 100L201 101V104L203 105H201L200 104V102H199ZM179 101V102H180ZM189 102V103H188ZM194 102V103H193ZM226 102H228V103H230V104H228V103H226ZM249 102V103H248ZM263 102V103H262ZM186 103H187V105H186ZM197 103L199 104V105H197ZM236 103V104H235ZM189 104V105H188ZM217 104H218V106H217ZM262 104V105H261ZM198 107H197V106ZM229 105V106H228ZM190 106L191 107H193V110L192 109H190ZM195 106V107H194ZM220 106V107H219ZM261 106V107H260ZM188 107V108H187ZM207 107V108H206ZM200 110H199V109ZM202 108V109H201ZM186 109H189V111L188 110H186ZM197 110V112H196V110ZM207 109H208V111H207ZM184 110V111H183ZM206 112H205V111ZM186 111V112H185ZM192 111V112H191ZM193 111H195V112H193ZM199 111V112H198ZM192 113V114H189V113ZM202 112V113H201ZM179 113H184V115L182 114H180L179 115ZM187 113H188V116H186L185 117V114L187 115ZM207 113V114H206ZM206 114V115H205ZM191 115V116H190ZM209 115H210V117L211 116H213V118H211L210 119V117H209ZM179 116V117H178ZM181 116H183V117H181ZM196 116H198V117H196ZM205 117V118H201V117ZM215 116V117H214ZM196 118V119H195ZM200 118V119H199ZM188 119H189V121H188ZM202 119V120H201ZM215 119V120H214ZM186 120V121H185ZM201 120V121H200ZM204 120V121H203ZM193 121H194V123L197 125V123H198V126H196L194 123H193ZM215 123H214V122ZM218 121V122H217ZM203 122V123H202ZM206 122H205V124H206ZM217 122V123H216ZM222 122V123H221ZM191 123V124H190ZM224 123V124H223ZM228 123V124H227ZM234 123H236V124H234ZM199 124H200V126L202 127V129H201V127L199 126ZM226 124V125H225ZM238 124V126H237V128H236V125ZM232 125V126H231ZM193 126V127H192ZM195 126L197 127L196 129H194L195 128ZM212 126V127H213ZM218 126H217V128L215 129V131H214V135L212 134V135H209L208 137H210V136H218V137H220V134L222 135L223 133L218 129ZM243 126V127H242ZM263 126V127H262ZM193 129H192V128ZM200 127V128H199ZM233 128V129H232ZM246 128V129H245ZM214 129V128H213ZM249 129V130H248ZM254 129H256V130H254ZM260 129L262 130V131H260ZM188 130V131H187ZM219 132H218V131ZM235 130V131H234ZM241 131V132H242ZM248 131V132H247ZM250 131V132H249ZM188 132V133H187ZM192 132V133H191ZM216 132H218V134L216 133ZM259 132V133H258ZM184 133V134H183ZM232 133V134H231ZM163 134V133H162ZM180 134V135H179ZM216 134V135H215ZM259 134V135H258ZM190 135V136H189ZM241 135V134H240ZM183 136V137H182ZM189 136V137H188ZM195 136V137H194ZM216 136V137H217ZM223 136V135H222ZM238 136V135H237ZM241 136H243V135H241ZM240 136V137H241ZM248 136V137H249ZM263 136V137H262ZM184 137H185V139H187V137H188V139L187 140H185L184 139ZM191 137V138H190ZM198 137V138H199ZM208 137H206V138H208ZM226 137H227V135H226ZM234 137H235V135H234ZM233 137V138H234ZM244 137V136H243ZM246 137V136H245ZM253 137H250V140H254V139H251V138H253ZM0 138H9V139H11V138H13L11 135H8V134H5V135H1L0 136ZM167 138H169V137H167ZM197 138V137H196ZM204 138V137H203ZM236 138V137H235ZM239 138V137H238ZM182 139H184V141H186V142H184ZM237 139V138H236ZM236 139L234 140V141H236ZM239 139H241V138H239ZM238 139V140H239ZM190 140H191V142H190ZM193 140V141H192ZM230 140H231V138H230ZM243 140V139H242ZM189 141V142H188ZM241 141V140H240ZM249 140H245V142H248ZM201 142H204L203 144H200ZM244 142V141H243ZM245 142H244V144H245ZM252 142V141H251ZM253 144H254V142H252ZM228 144V145H227ZM232 144H235V142H233ZM243 144V143H242ZM258 144V145H259ZM209 145H211L212 147H210ZM213 145H214V147H213ZM251 145V144H250ZM257 145V146H258ZM207 146V147H206ZM216 146H218V147H216ZM222 146V147H221ZM252 146V145H251ZM251 146H249V147H251ZM253 146H255V145H253ZM260 146V145H259ZM155 148H157V150L155 149ZM172 148V149H171ZM190 148V149H189ZM195 148V149H194ZM248 148V147H247ZM256 148H258L257 150H259L260 149V151L264 148V147H262V149L260 148V147H253L252 149H255L256 150ZM184 149V150H183ZM192 149H193V151H192ZM227 149H228V151L229 150H231V149H234L233 151H230V152H228L227 151ZM160 150V151H159ZM162 150V151H161ZM166 150V151H165ZM172 150V151H171ZM176 150H179L180 152H178V151H176ZM200 150V151H199ZM218 150V151H217ZM221 150V151H220ZM225 152H223V151ZM176 151V152H175ZM184 151V152H183ZM187 151V152H186ZM205 153H204V152ZM210 151V152H209ZM228 153H227V152ZM262 151H264V150H262ZM261 151V152H262ZM214 152V153H213ZM159 153H161V154H163V155H160ZM186 153V154H185ZM209 153H211V154H209ZM224 153V154H223ZM226 153L228 154V155H226ZM178 154H176V155H178ZM184 154V155H183ZM203 154V155H202ZM208 154V155H207ZM23 155V157H25L26 159H29V160H31L28 156H26L25 154H22ZM164 155V156H165ZM176 155H173V158H175L176 157ZM183 155V156H182ZM247 155V156H246ZM154 156H156V155H154ZM156 156V157H157ZM169 156V157H168ZM179 156H177V158H175L174 160H173V163L172 164H177V161H178V158L180 159L181 157H179ZM249 157H251V154L249 155ZM164 158V157H163ZM173 158H171V160L170 161H172V159ZM177 159V161L176 162H174L175 160ZM32 161V160H31ZM32 162H41V160L40 159H34V161H32ZM260 165V166H259ZM262 165L263 164H258V166H259V170H257V171H255L254 173V175L256 176V177H258L259 175H260V177H262V174H260L259 173V171H261L260 170V168L262 167ZM257 166V167H258ZM41 167V168H40ZM264 167V166H263ZM36 168V169H35ZM40 168V169H39ZM34 169H35V171L36 172H38L39 170H41L40 172H41V174L40 175H45L46 174V172L47 173H49V170L51 171V169H49V170H47V168L45 167H42V166H37V167H34ZM42 169H43V171H42ZM55 169V168H54ZM53 169V170H54ZM114 172H113V174H115V169H113V168H111ZM110 169V171L112 172V170ZM261 169H263L264 170V168H261ZM52 170V171H53ZM59 171H61L60 173H62L63 171L62 170H60V169H58ZM68 170V173L70 174V172L72 173V170L70 171L69 169H67ZM35 171H34V173H35ZM44 171H45V174H43L44 173ZM55 172H57V170H54ZM116 172H118V171H116ZM4 172H2L1 170H0V180L3 182V183H1L0 184V262H1V264H42L43 262V259L45 258V260H46V262L47 263H44V264H49V263H53V264H57V261H58V263L59 264H62L61 262H64L65 264L67 263V264H72V263H70L71 261L68 259L69 258V256H70V259L72 260V262H73V264H81V259H84V260H82V264H131V261H132V259H133V261H135L136 259H137V261H141L142 262V264H162V262H163V264L165 263V264H174V263H176V264H179L180 262H181V264L182 263H185V261H186V263L185 264H195L196 262H198L199 260V263H196V264H203V262L205 263V264H213L214 262H218L219 264H228V263H231V264H250L248 261H250V260H252V261H255V263L254 264H264V246H261L259 243H257L258 241H264V231H262V232H258V233H250V235L249 234H247V235H249V236H247V235H241L242 236V238H241V236H238V237H236V236H233V235H229V238H227L228 237V235L226 236V234H224V236L222 235V241H220V242H218L217 243V245L215 244V243H212L209 239H200V238H198V237H196L195 238V236L196 235H194V234H197L196 232H195V230H191L190 231V229H189V227L187 228L186 226H185V228H187V229H189V231L190 232H193L192 234L188 231V230H186L185 228H183L184 227V225L185 224H187V226L188 225H190V228L191 227H193L194 225H192V223L193 224H196L195 226H194V228L193 229H200V225L202 226V227H204V225L205 224H207V223H210V222H214L215 223V220L214 221H212V219L211 218H207L208 216H205V215H201V218H199L200 217V215L198 214L197 215V217L196 216H190V219H187V221H184V220H186V216L183 218V217H175V215H169V217H174L173 219L175 220L176 219V221L178 222L177 224H175L176 223V221H172V223H170V225L169 224H166V222H167V217H168V215H165L163 212H162V210H163V208H161V206H162V204H160V203H158L157 204V202H155V200H154V198L152 199V195L147 191V188L150 186V185H152L151 183H156L155 181H153V182H151L150 180H149V177H147V178H144V180L142 179L143 177H146V176H143L144 174H146V172L145 173H143V172H139V170H138V173H142V175H141V177L139 178V174H136V171L135 172H133L134 173V175L136 174L137 176H135L136 177V179L133 177V179H134V182L133 181H130L131 183H133V185L132 184H130L129 186H130V188H128L127 186H125V188L127 187V189H128V191L127 190H124L125 188H124V186L123 185H118L119 187H120V189H121V191H126L125 193H124V191L123 192H120V191H118L119 190V188L117 187V188H113V186H112V188L113 189H117V191H113V190H111L112 188L111 187H108V186H106V185H98V184H96V186L95 185H93V186H89V188H87L86 186H84L83 184H80V183H78V182H76L75 184L77 185V183L80 185L79 187H77L75 184V189H77V190H79V191H81V192H83V194H85V193H89L90 195H92L90 198L91 199H89V198H85V197H83V198H80V199H66V198H62V199H58V203L56 202L57 200H51L53 203H51V201L49 200V202H50V204L48 205V200H41V201H38L36 198H34V188H32V187H29L28 189V191L29 192H27V190L24 192V190L25 189H27V184H28V182H27V184H25V183H23V185H26V188L23 190L22 188H21V186H23L22 184L21 185H19L20 186V189H22L21 191V193H20V190L18 189V187L19 186H17V184H19V183H15V181L13 180V179H9V176H7L6 175V173H5V175L3 174ZM59 173V172H58ZM63 173H66L67 174V171H65V172H63ZM248 173H250V172H248ZM247 173V174H248ZM259 173V174H258ZM262 173H264V171L262 172ZM118 174V173H117ZM130 174H132V173H130ZM250 174H252V173H250ZM258 175V176H257ZM245 176H246V173H245ZM250 177V176H249ZM260 177H258V178H260ZM3 178V179H2ZM137 178H139V182H142V181H144L145 182V180H147L148 179V181L147 182H150V184H148L149 186L148 187H145V185H143L144 183L142 182V185H143V187H144V189H142L143 187H142V185H141V188L140 189H142L141 191L139 190H137V189H135L136 190V192H134L135 190H133L134 189V187H131V185L132 186H134L136 183H138V184H140L139 182H135V180H137ZM242 178H243V173H242ZM248 177H246V178H243V180L245 179H247ZM250 178H253V177H250ZM250 178H249V180H250ZM258 178H256V179H258ZM41 179V178H40ZM142 179V180H141ZM230 179H232V178H230ZM236 179V178H235ZM261 179V178H260ZM263 179H264V174H263ZM263 179H262V181H263ZM8 181V183L10 184H16V185H13V186H17V187H15V190H16V188H17V190H19V192H17L18 194H16L14 191V187L13 186H11V187H13V189H11V187L10 186H8V184L6 183V185L4 184L5 182H7ZM247 181H248V179H247ZM147 182H145L146 184H147ZM170 183H171V181H169ZM123 183V182H122ZM127 183H129V181L127 180ZM162 183H164V182H162ZM166 184H167V182H165ZM164 183V184H165ZM169 183V184H170ZM3 184V185H2ZM125 185H126V183H124ZM137 184V185H138ZM159 184V183H158ZM168 184V186H166L167 188L169 187V186H171V184L169 185ZM2 185V186H1ZM5 185V186H4ZM28 185H30V184H28ZM73 185V186H74ZM83 185V186H82ZM137 185H135V186H137ZM155 186H156V184H154ZM154 185L152 186V187H154ZM160 185V184H159ZM158 185V186H159ZM173 185V187L175 186V184L173 183L172 184ZM192 185V184H191ZM194 186H195V183L193 184ZM193 185H192V188H195V187H193ZM198 185V184H197ZM88 186V185H87ZM99 186H101L100 188H99ZM138 186H140V185H138ZM137 186V187H138ZM162 186H163V184H162ZM201 186V185H200ZM3 187H5V190L7 191V192H9L10 193V191L12 190L13 191V193H11V195L9 194V193H7V192H5V190H3ZM9 188V190H7L8 188ZM45 187H46V185H45ZM81 187V188H80ZM83 187V188H82ZM91 187V188H90ZM122 187H123V189H122ZM151 186L149 187V188H151L152 189V191H153V189H155L154 190V192L156 191V193H157V190H158V188L157 187H155V188H152ZM172 187V188H173ZM181 187H182V185H180V189H181ZM202 187H203V185H202ZM202 187H200V188H202ZM24 188V187H23ZM86 188V189H85ZM96 188V189H95ZM103 188H105V189H103ZM111 188V189H110ZM131 188H132V190H133V194L131 195V193H130V190H131ZM145 188H146V190H145ZM148 188V189H149ZM175 188V187H174ZM177 188H178V186H177ZM177 188L175 189V190H177ZM188 188H190V185H189V187ZM191 188V189H192ZM198 188H199V186H198ZM31 189H33V191H30ZM88 189V190H87ZM130 189V190H129ZM138 189H139V187H138ZM157 189V190H156ZM165 189V190H164ZM204 188H202V190H203ZM83 190V191H82ZM92 190V191H91ZM97 190H99V191H97ZM144 190V191H143ZM160 190H161V188H160ZM163 190L164 191H166V194H167V196H168V193L171 195V197H172V195H173V193H170V191L168 192V190H166V188L164 187L163 188ZM179 190V189H178ZM89 191V192H88ZM145 191H147L146 192V194L147 193H149L151 196V199H152V201L154 200V202H152V204H151V200L149 201V203H147V205H144V206H142L141 207V205H140V201H139V203L138 204H134V203H136V202H138L137 200V198L138 197H135V196H140L141 194H140V192H144L145 193ZM159 191V190H158ZM162 191V190H161ZM160 191V192H161ZM173 191H174V189H173ZM181 192H182V190H180ZM179 191V192H180ZM206 191V190H205ZM37 192V191H36ZM35 192V193H36ZM40 192V191H39ZM101 193V196L103 197V195H106L105 197H101L100 198V193ZM106 192H107V194H106ZM137 192H138V195H135V194H137ZM153 192V194H156V193H154ZM163 192V191H162ZM161 192V194L163 195L164 193H162ZM171 192H172V189H171ZM175 192V191H174ZM183 192H184V189H183ZM198 192V191H197ZM196 192V193H197ZM200 192H202V191H200V189H199V194H201ZM21 194V196H20V194ZM26 193H27V195H26ZM28 193L30 194L29 196H28ZM113 195H112V194ZM127 193H129V194H127ZM196 193H194L193 195H195V198H196ZM206 193H207V191H206ZM205 193V194H206ZM6 194H8L9 195V197L6 195ZM17 196H16V195ZM32 194H33V196H32ZM103 194V195H102ZM115 194V195H114ZM121 194L124 196V197H127V199L129 200L130 199V201H131V198L133 199L134 197H135V199H133L134 201V203H129L128 202V200H126V201H124V205L122 204L123 203V201H122V197L123 196H121ZM140 194V195H139ZM148 194V195H149ZM176 194H177V192H176ZM185 194V193H184ZM199 194H197V196L199 195ZM204 194V193H203ZM23 195H25L27 198H25V197H23ZM97 195H99L98 197H95V196H97ZM117 195H119V196H117ZM135 195V196H134ZM143 195V194H142ZM147 195V196H148ZM157 195H159V193L157 194ZM161 195V196H162ZM174 195H175V193H174ZM178 195V194H177ZM180 196L182 195V196H185V195H183V194H179ZM188 194H186V196H187ZM190 195H192V194H190ZM17 197V199H16V197ZM19 196V197H18ZM31 196V197H30ZM109 196V197H108ZM111 196V197H110ZM113 196V197H112ZM121 196V197H120ZM134 196V197H133ZM146 196V195H145ZM145 196L143 197H140L139 199L141 200L142 198L143 199H146L145 198ZM146 196V197H147ZM155 198H156V201L157 200H159V199H157L158 197H156L155 195H153ZM160 196V197H161ZM166 196V195H165ZM166 196V197H167ZM176 196V195H175ZM174 196V197H175ZM185 196V197H186ZM201 196V195H200ZM200 196H198L199 198H200ZM208 196V195H207ZM116 197H117V199H116ZM149 197V198H150ZM159 197V198H160ZM165 197V198H166ZM177 197V196H176ZM192 197V196H191ZM194 197V196H193ZM192 197V198H193ZM197 197V198H198ZM203 197V196H202ZM201 197V198H202ZM204 197H206V196H204ZM9 198V199H8ZM13 198H15V199H13ZM21 199V202H22V204H20L21 202H20V199ZM106 198V199H105ZM120 198H122V199H120ZM164 196L163 197H161V199H163V201H164ZM173 198V197H172ZM179 198V197H178ZM187 198H190V196L189 197H187ZM187 198H184L183 197V199L182 198H180V199H182L181 201H183V200H185V199H187ZM191 198V199H192ZM196 198V199H197ZM11 199H13V200H15V201H12ZM27 199V200H26ZM34 199V200H33ZM65 199V200H64ZM115 199V200H114ZM118 199H119V201H118ZM169 199L171 200V198H170V196H169ZM175 198H173V200H174ZM194 199V198H193ZM204 199H207V197L206 198H203L202 200H204ZM33 200V201H32ZM90 200V201H89ZM104 202H103V201ZM108 200V201H107ZM117 200V201H116ZM147 200V199H146ZM167 201H168V199H166ZM176 200H178V199H176ZM201 200V199H200ZM16 201H18L17 202V204H16ZM28 203H27V202ZM43 201V202H42ZM45 201H47V202H45ZM55 201V202H54ZM87 201V202H86ZM142 201V200H141ZM161 203H162V200H159ZM167 201H164L165 203L167 202ZM180 201V202H181ZM14 202V203H13ZM31 202V203H30ZM33 202V203H32ZM36 202V203H35ZM40 202V203H39ZM60 202H62V203H60ZM76 202V203H75ZM92 202V203H91ZM97 202V203H96ZM114 202V203H113ZM119 202H120V204H119ZM144 202V201H143ZM163 202V203H164ZM172 202H174L175 203V201H172ZM172 202H170L169 201V203L171 204ZM178 202V201H177ZM19 203V204H18ZM24 203V204H23ZM45 203V204H44ZM85 203V204H84ZM86 203H89V204H86ZM128 205V206H126V204ZM145 203H146V201H145ZM155 203V204H154ZM169 203H167V205L166 206H169L168 204ZM25 204H27L26 206H23V205H25ZM36 206V208L38 209H36L35 207H32V206H34V205ZM40 204V205H39ZM44 204V205H43ZM132 204V205H131ZM142 205L144 204V203H141ZM19 205V206H18ZM29 205V206H28ZM68 205V206H67ZM72 205V206H71ZM84 205V206H83ZM110 205V206H109ZM135 205V206H134ZM148 205H150L149 207H148ZM151 205H154V207L152 206L151 207ZM22 206V207H21ZM32 207V208H28V207ZM38 206L40 207V208H38ZM49 206V207H48ZM54 206V207H53ZM76 206V207H75ZM97 206H98V208H97ZM107 206V207H106ZM137 206V207H136ZM159 208H158V207ZM164 206V205H163ZM172 206V205H171ZM27 207V208H26ZM47 207V208H46ZM88 207V208H87ZM127 207H129V208H127ZM134 207V208H133ZM144 207H148V208H144ZM157 207V208H156ZM173 207V206H172ZM34 208V209H33ZM57 208V209H56ZM59 208V209H58ZM86 208V209H85ZM112 208V209H111ZM144 208V209H143ZM153 208H156V209H153ZM164 208H167V207H165L164 206ZM169 208H171L170 206L168 207V209ZM40 209V210H39ZM114 209V210H113ZM126 209V210H125ZM172 209H175L174 207L172 208ZM50 210V211H49ZM74 210V211H73ZM87 210V211H86ZM128 210V211H127ZM154 210V211H153ZM159 210H161V211H159ZM36 211H38V212H36ZM101 211V212H100ZM114 211V212H113ZM33 212V213H32ZM46 212V213H45ZM95 212H96V214H95ZM106 212V213H105ZM133 212V214H131ZM71 213V214H70ZM80 213V214H79ZM88 215H86V214ZM98 213V214H97ZM117 213V214H116ZM127 213V214H126ZM143 213V214H142ZM93 214V215H92ZM114 215V216H113ZM147 215V216H146ZM153 215H154V217H153ZM161 215V217H159ZM167 216L166 218L165 217H163V216ZM228 215H231V216H228V217H231L232 218V216H233V214H229L228 213ZM48 216V217H47ZM108 216V217H107ZM202 216H203V218H202ZM156 217V218H155ZM157 217H159V220H158V218ZM172 217H171V220H172ZM43 218V219H42ZM99 218V219H98ZM143 218V219H142ZM160 218H162L161 220H160ZM180 218V219H179ZM187 218H188V216H187ZM193 218H195V219H193ZM142 219V220H141ZM179 219V220H178ZM209 219H211V220H209ZM134 222H133V221ZM140 220V222H141V225H140V222H138ZM149 220V221H148ZM164 220V221H163ZM166 220V221H165ZM192 220V221H191ZM206 220H208V221H210V222H208V221H206ZM48 221V222H47ZM121 221V222H120ZM126 221V222H125ZM137 221V222H136ZM144 221V222H143ZM151 221V222H150ZM154 221H156L155 222V224L153 225V223L152 222H154ZM157 221H158V223L160 222V221H163L166 225H162V226H160V225H158L157 224ZM190 221V222H189ZM193 221H195V222H193ZM197 221H199V222H197ZM202 221H206V222H202ZM123 222L125 223L124 225H123ZM168 222H171L170 220L168 221ZM179 222L180 223H182V224H179ZM119 223V224H118ZM120 223H122V224H120ZM185 223V224H184ZM197 223L199 224V225H197ZM111 224V225H110ZM114 224H116V225H114ZM126 224H129V227H128V225H126ZM132 224H135V225H132ZM144 224V225H143ZM160 224V223H159ZM112 226V225H114V226H112V227H110V226ZM119 225V226H118ZM121 225V226H120ZM143 225V226H142ZM158 225V226H160V227H156V226ZM169 225V226H168ZM178 225H180V226H178ZM87 226V227H86ZM101 226H103V227H101ZM108 226V227H107ZM116 226V227H115ZM122 226H123V228H122ZM126 226V227H125ZM164 226V227H163ZM181 226H183V227H181ZM196 226H197V228H196ZM199 226V227H198ZM100 227H101V229H100ZM105 227V229H103ZM117 227H119V228H117ZM131 227H132V229H131ZM140 227V228H139ZM142 227H143V229H142ZM163 227V228H162ZM83 228V229H82ZM96 228V229H95ZM99 228V229H98ZM109 228L110 230H108L107 231V229ZM113 228H114V230H113ZM145 228V229H144ZM181 228H183V229H181ZM115 229H117L116 231H115ZM129 229H131L130 231H129ZM137 229V230H136ZM158 229V231L156 232V230ZM169 229V230H168ZM176 230V231H171V230ZM201 229H203V228H201ZM205 229V228H204ZM84 230H86V231H84ZM99 230V231H98ZM113 231V233H112V231ZM164 230H166V231H164ZM103 231H104V233H103ZM138 233H137V232ZM169 232L168 234L166 233V232ZM48 232H50V233H48ZM67 232H68V234H67ZM105 232H106V234H105ZM121 233L120 235H119V233ZM125 232V233H124ZM133 233L132 234V236H131V234L130 235H128L127 233ZM163 232V233H162ZM173 232V233H172ZM175 232V233H174ZM98 233H103L102 235H101V237H100V234H98ZM107 233H109V234H111V235H109V236H111V237H109L108 236V234ZM114 233L116 234V236L114 235ZM124 233V234H123ZM137 233V234H136ZM150 233V234H149ZM161 233V234H160ZM178 233V234H177ZM82 234V235H81ZM104 234H105V236H104ZM125 234L126 235H128V238H127V236L125 237ZM149 234V235H148ZM153 234V235H152ZM164 234V235H163ZM172 234V235H171ZM173 234H174V236H173ZM177 236H176V235ZM181 234V235H180ZM188 234V235H187ZM191 234V235H190ZM256 234H258V235H256ZM66 235V236H65ZM86 235V236H85ZM135 235V236H134ZM146 235V236H145ZM156 235H159V236H156ZM169 235H170V237H169ZM194 235V236H193ZM73 236V237H72ZM89 236V237H88ZM117 238H115V237ZM117 236H119V239H118V237ZM141 236V237H140ZM149 236V237H148ZM154 238V236H155V238L154 239H157L156 241L155 240H152V238ZM167 238H166V237ZM178 236H181V237H178ZM231 236V237H230ZM256 236V237H255ZM68 237V239L66 240V238ZM100 237V238H99ZM104 237V238H103ZM120 237H123V238H120ZM134 237V238H133ZM145 237H146V240H145ZM161 237H164V238H166V239H164V238H161ZM174 237V238H173ZM177 237V238H176ZM184 237V238H183ZM190 237V238H189ZM232 237H234V238H232ZM240 237V238H239ZM69 238H71V241L73 240V242H74V244H75V242H77V240H78V242L76 243V244H79L80 242V246L79 245H77L78 247H82L81 249L83 250V247H84V251H85V249L89 252H92V253H90L89 252V254L91 255H89V254H87L86 255V253H88V252H82V253H85V255L83 256V254L81 253V255L79 256L78 255V253H79V248L76 246V244H75V248H78V249H76V251L77 252H74L75 251V248H74V244H72V248L74 249V250H72V248L70 247V244L72 243L71 241H69L70 239ZM92 238V239H91ZM103 238V239H102ZM113 239V240H111V239ZM131 238V240H129ZM169 238H171V239H169ZM180 238L181 239H183V240H181V241H183V242H178L179 240H180ZM237 240H236V239ZM238 238H239V240H238ZM246 238V239H245ZM88 239V240H87ZM102 239V240H101ZM124 239H126V241H125V243L128 241V243L129 244H132V246L133 245H139V243H140V245L139 246H144L143 247V250L145 249V251L147 250V248H148V252H149V254L148 253H146L145 251V254H144V252H143V254L141 253H138V252H140V250H141V252H142V247H139L140 249L139 250H137L138 249V247L137 246H135V248H136V250L138 251H136L137 253H135V251L134 252H132V248L134 247H132V248H127V249H129L128 251H124V248H126V247H131V246H126L125 247V244L124 245H122L123 243H124ZM134 241H136V239L137 240H139L140 242H138V241H136V242H133V240ZM145 241H144V240ZM148 239H151V241H155V243H152L151 241H149ZM162 239V240H161ZM173 239H175V241L173 240ZM179 239V240H178ZM226 239V240H225ZM234 239V240H233ZM76 240V241H75ZM93 240H94V242H93ZM103 240H105L104 241V244H101V243H103ZM118 240H119V242L121 243L122 242V240H123V243H121V246H124V247H119L118 248ZM144 242H143V241ZM159 240V241H158ZM176 240H177V242L180 244V246H181V251L183 250V251H185V252H181V253H179L180 251L176 248V250H174L175 248V245H176ZM233 240V241H232ZM246 240V241H245ZM69 241V242H68ZM89 241V242H88ZM100 243H99V242ZM107 241H108V243H107ZM110 241V242H109ZM112 241H114V242H116V243H114V245H112L113 243H112ZM146 241H149L148 242V244H147V246H149V247H147L146 246ZM159 242V245H160V247L158 246V245H156V243H158ZM163 241V242H162ZM210 241V242H209ZM67 242H68V244H67ZM71 242V243H70ZM143 242V243H142ZM160 242H162V243H160ZM169 242V243H168ZM189 242H191L192 243V245L193 246H195V248L193 249V250H190V248L188 247L187 248V244L189 243ZM225 242V243H224ZM70 243V244H69ZM87 243V244H86ZM95 243V244H94ZM112 243V244H111ZM164 243L166 244V245H169V247L168 246H166L165 247V245H164ZM190 243V244H191ZM211 243V244H210ZM228 243V244H227ZM235 243V244H234ZM81 244H85L84 246L83 245H81ZM98 244H100V245H106V247H104V246H99ZM107 244H110V246L112 247H110L111 248V250L113 251H111L110 250V248H109V245H107ZM117 244V245H116ZM144 244V245H143ZM163 245V247H164V249L163 248H161V246ZM171 244V245H170ZM174 244V245H173ZM213 244H215V245H213ZM224 244V245H223ZM231 244V245H230ZM64 245V246H63ZM67 245V246H66ZM116 245V246H115ZM154 246V248H152L153 246ZM155 245H156V247H155ZM186 245V246H185ZM235 245V246H234ZM239 245V246H238ZM66 246V247H65ZM119 246H120V244H119ZM146 246V247H145ZM152 246V247H151ZM223 246V247H222ZM226 248H225V247ZM61 247V248H60ZM70 248L69 250L68 249H66V248ZM87 247V248H86ZM99 247V248H98ZM102 249H101V248ZM108 247V248H107ZM117 247V248H116ZM152 249H151V248ZM157 247H159L158 249H157ZM167 247H168V249L171 247L172 249H173V254H172V252H171V248H170V251L169 250H167L166 251V249H167ZM186 248V250L184 249V248ZM211 248L210 249V251H209V248ZM230 247V248H229ZM104 248V249H103ZM106 248V249H105ZM135 248H133V250L135 249ZM183 248V249H182ZM200 248V249H199ZM232 248V249H231ZM64 249L65 250H67V252L66 253H64L63 254V251H64ZM115 249H118V251H119V253L120 254H123V253H125L124 255H126V256H128V254H129V251H131L130 252V254H129V256L132 258H130L131 260H128L129 259V257H127L126 259L127 260H124L123 258L125 257L124 255H122L123 257H121V255H119V253H116V252H118L117 250H116V252L114 251ZM123 249V250H122ZM127 249H125V250H127ZM162 250V252H161V255H159L158 257L156 256V254L158 253H160L159 252V250ZM196 249V250H195ZM203 251H202V250ZM221 250V251H223V252H225L226 254H228V255H234L236 258L235 259H233V261L232 262H228V259L226 258V257H224L223 256V254H221V255H219L218 256V254H216L217 253V251L218 250ZM49 250V251H48ZM105 250V251H104ZM120 250H121V252H123V253H121L120 252ZM149 250H152V251H149ZM153 250H156L157 251V253L155 252V251H153ZM168 253V254H166L167 255V258H169V259H167L166 258V256H163L164 255V253H166L165 251ZM205 250V251H204ZM206 250H208L209 252H207V253H204V252H206ZM239 250V251H238ZM19 251V252H18ZM47 251V252H46ZM60 253V255H59V253ZM69 251H70V254H71V251H72V253L74 252V254L71 256L70 254H68L69 253ZM81 251V250H80ZM170 253H169V252ZM176 251V252H175ZM187 251V252H186ZM45 252V253H44ZM117 254V256H116V254ZM127 252V253H126ZM164 252V253H163ZM174 252H175V254H174ZM218 252H220V251H218ZM57 253V254H56ZM77 253V254H76ZM79 253V254H80ZM114 253V254H113ZM135 254V255H132V254ZM151 253H152V256H151ZM155 253V254H154ZM182 254L183 255V257H181V255L180 256H178L179 254ZM187 253L189 254V255H187ZM190 253H192V255L190 254ZM68 254V255H67ZM95 254V255H94ZM112 254V255H111ZM137 254V255H136ZM147 254V256L145 257L146 259H144L143 258V256L144 255H146ZM197 255V256H194V255ZM202 254V255H201ZM23 255V256H22ZM55 255V256H54ZM65 255V256H64ZM67 255V256H66ZM74 255H75V257H74ZM78 255V257H76ZM97 255H100V256H97ZM115 255V256H114ZM138 255H140V257L141 258H139V256ZM155 255V256H154ZM168 255H170V256H168ZM172 255H177L178 256V259H177V256H175V257H173ZM190 255L191 256H193V257H190ZM200 255V256H199ZM214 256L215 258H212L211 256ZM44 256V257H43ZM58 256V257H57ZM62 256V257H61ZM64 256V257H63ZM149 256L150 257H153V258H149ZM171 256H172V258H171ZM185 256H187V257H185ZM206 256V257H205ZM210 256V257H209ZM42 257V258H41ZM67 257V259H68V261L65 259ZM72 257H74V258H77V259H75L74 260V258H72ZM81 257V258H80ZM83 257V258H82ZM86 257H88V259L86 258ZM90 257H92V258H90ZM94 257V258H93ZM156 257H157V259L159 260V262H157V260H155L156 259ZM165 259L164 261L162 260L163 258ZM185 257V258H184ZM198 257V258H197ZM49 258H51V259H49ZM55 258H57L56 260L57 261H55V263H54V260H55ZM58 258H60V259H64V261L63 260H60V259H58ZM80 258V259H79ZM135 258V259H134ZM176 260H175V259ZM244 258H247V259H244ZM37 259V260H36ZM49 259V260H48ZM92 259V260H91ZM151 259H153L154 261H152ZM170 259H173V260H170ZM40 260H42L41 262H39ZM44 260V261H45ZM60 260V261H59ZM65 260L67 261V262H65ZM80 262H79V261ZM203 260V261H202ZM52 261V262H51ZM76 263H75V262ZM98 261V262H97ZM150 261V262H149ZM156 261V262H155ZM182 261H184V262H182ZM190 261V262H189ZM192 261V262H191ZM202 261V262H201ZM246 263H245V262ZM21 262V263H20ZM140 262V263H141ZM161 262V263H160ZM201 262V263H200ZM63 263V264H64ZM138 264V262H134V264ZM132 264H133V262H132Z\"/></svg>","mask_w":264,"mask_h":264},{"label":"snow or ice","instance_id":"6c2138e0","mask_svg":"<svg viewBox=\"0 0 264 264\" xmlns=\"http://www.w3.org/2000/svg\"><path fill=\"white\" fill-rule=\"evenodd\" d=\"M15 7L21 9H29L32 13H40L51 7H62V8H93V7H109V8H119V9H131L136 7H156L157 5H133V4H123V3H109V4H94L90 2H83V0H72V2L53 5L48 2V0H31L28 3H22L14 5ZM246 12L255 13L259 11V15L264 19V0H259L257 3L256 0H248L247 3L241 6ZM260 200L262 208H264V181H262L260 189Z\"/></svg>","mask_w":264,"mask_h":264}]
</instances>
